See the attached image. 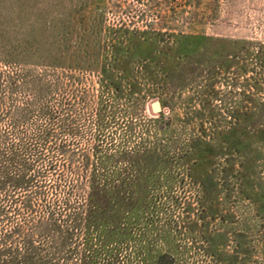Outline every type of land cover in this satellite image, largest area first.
<instances>
[{
    "label": "rangeland",
    "instance_id": "rangeland-1",
    "mask_svg": "<svg viewBox=\"0 0 264 264\" xmlns=\"http://www.w3.org/2000/svg\"><path fill=\"white\" fill-rule=\"evenodd\" d=\"M99 174L167 199L155 255L264 264V0H0V264H79Z\"/></svg>",
    "mask_w": 264,
    "mask_h": 264
},
{
    "label": "trees",
    "instance_id": "trees-1",
    "mask_svg": "<svg viewBox=\"0 0 264 264\" xmlns=\"http://www.w3.org/2000/svg\"><path fill=\"white\" fill-rule=\"evenodd\" d=\"M154 156L160 159V165L168 163L165 154ZM152 167L147 168L152 170ZM157 171L155 168L148 176H154ZM101 176L93 180L85 200L87 204L77 202L79 205L75 208L65 204L64 212L69 214H63L59 220L65 224L69 220L68 224L72 221L76 227L84 228V252L79 264H172L174 258L168 251L155 255L157 242L171 235L170 220L164 217L168 210L167 199L158 201L154 193L146 195L147 187L139 181L127 179L111 187ZM77 210L81 213H76ZM94 231L98 236H94Z\"/></svg>",
    "mask_w": 264,
    "mask_h": 264
},
{
    "label": "water",
    "instance_id": "water-1",
    "mask_svg": "<svg viewBox=\"0 0 264 264\" xmlns=\"http://www.w3.org/2000/svg\"><path fill=\"white\" fill-rule=\"evenodd\" d=\"M152 111L155 114H160L162 112V107H161V104H160L159 101L153 102V104H152Z\"/></svg>",
    "mask_w": 264,
    "mask_h": 264
}]
</instances>
